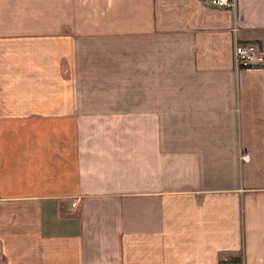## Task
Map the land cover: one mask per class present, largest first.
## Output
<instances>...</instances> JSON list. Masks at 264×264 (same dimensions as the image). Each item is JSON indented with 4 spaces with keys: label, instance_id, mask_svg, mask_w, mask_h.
Wrapping results in <instances>:
<instances>
[{
    "label": "crops",
    "instance_id": "0c3cea01",
    "mask_svg": "<svg viewBox=\"0 0 264 264\" xmlns=\"http://www.w3.org/2000/svg\"><path fill=\"white\" fill-rule=\"evenodd\" d=\"M236 2L0 0V264H264V66L234 63L264 0Z\"/></svg>",
    "mask_w": 264,
    "mask_h": 264
},
{
    "label": "built area",
    "instance_id": "2783aa9c",
    "mask_svg": "<svg viewBox=\"0 0 264 264\" xmlns=\"http://www.w3.org/2000/svg\"><path fill=\"white\" fill-rule=\"evenodd\" d=\"M212 7L217 9L235 10L236 0H209ZM234 63L238 70L264 66V54L259 44L255 42H236L234 49ZM249 159V155L241 156V160ZM76 206V204H74ZM220 264H245L241 259L226 255L222 256Z\"/></svg>",
    "mask_w": 264,
    "mask_h": 264
}]
</instances>
